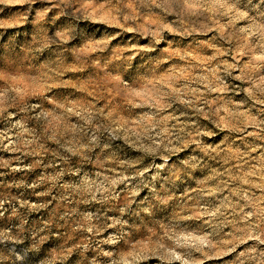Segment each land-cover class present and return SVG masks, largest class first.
<instances>
[{"label": "clouds", "instance_id": "1", "mask_svg": "<svg viewBox=\"0 0 264 264\" xmlns=\"http://www.w3.org/2000/svg\"><path fill=\"white\" fill-rule=\"evenodd\" d=\"M0 264H264V0H0Z\"/></svg>", "mask_w": 264, "mask_h": 264}]
</instances>
